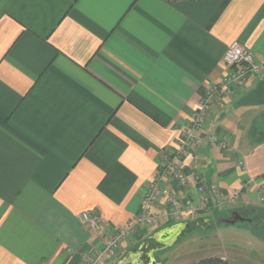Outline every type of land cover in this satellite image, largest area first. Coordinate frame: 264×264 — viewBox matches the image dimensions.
<instances>
[{
	"label": "crops",
	"instance_id": "obj_1",
	"mask_svg": "<svg viewBox=\"0 0 264 264\" xmlns=\"http://www.w3.org/2000/svg\"><path fill=\"white\" fill-rule=\"evenodd\" d=\"M235 41L264 61V0H0V264H85L102 249L229 73ZM178 164L188 185L164 183L182 199L217 188L209 208L138 230L101 264H165L157 253L192 218L264 210V73L214 103Z\"/></svg>",
	"mask_w": 264,
	"mask_h": 264
},
{
	"label": "built area",
	"instance_id": "obj_2",
	"mask_svg": "<svg viewBox=\"0 0 264 264\" xmlns=\"http://www.w3.org/2000/svg\"><path fill=\"white\" fill-rule=\"evenodd\" d=\"M224 62L230 69L229 73L219 83L205 91L198 109L193 114L190 128L185 137L179 142L177 149L174 152L163 151L161 153L160 172L143 194L138 214L112 234L102 249L93 255L86 256L87 264H101L106 259L115 258L122 243L126 239L133 237L139 228L153 227L156 223H162L160 221L167 219L170 215L175 219H180L185 218L187 214H194L209 208L210 193L219 192L217 188L202 184L196 188V199H182L164 183V180L172 178L184 186L188 185L189 178L179 166L178 161L180 156L189 155L191 145L201 138L214 103L216 101H224L230 96L236 83L246 81L252 76H261L264 73V61H258L253 51L238 41L228 46L224 54ZM214 140L217 139L215 138ZM194 163H197V159L194 160ZM259 193L261 201L264 202V186L259 187ZM229 202L230 199L223 196L218 199L220 206H226ZM158 204L164 205L167 209L163 215L161 213L156 215L153 212V207ZM80 218L82 221L90 222L94 227L101 226L99 217L93 216L88 212L82 213Z\"/></svg>",
	"mask_w": 264,
	"mask_h": 264
},
{
	"label": "rangeland",
	"instance_id": "obj_3",
	"mask_svg": "<svg viewBox=\"0 0 264 264\" xmlns=\"http://www.w3.org/2000/svg\"><path fill=\"white\" fill-rule=\"evenodd\" d=\"M156 206L153 207V212L157 215L159 212L155 211ZM204 219L189 220V224L182 230L177 242L163 252L157 253V256L165 258V264H187L209 256L224 257L230 264H264V210L249 211L244 220H237L235 224L231 223L232 217L224 220L212 219L208 222ZM166 220L165 218L160 222L163 223ZM160 224L156 223L153 227ZM153 227L138 230H148ZM245 227L254 234H250ZM261 247L263 250H260ZM252 251L257 253L254 254ZM88 255L93 254L86 256ZM86 256L85 264H87Z\"/></svg>",
	"mask_w": 264,
	"mask_h": 264
},
{
	"label": "trees",
	"instance_id": "obj_4",
	"mask_svg": "<svg viewBox=\"0 0 264 264\" xmlns=\"http://www.w3.org/2000/svg\"><path fill=\"white\" fill-rule=\"evenodd\" d=\"M187 264H230L227 259H224L221 256H209L201 258L196 262H189Z\"/></svg>",
	"mask_w": 264,
	"mask_h": 264
},
{
	"label": "water",
	"instance_id": "obj_5",
	"mask_svg": "<svg viewBox=\"0 0 264 264\" xmlns=\"http://www.w3.org/2000/svg\"><path fill=\"white\" fill-rule=\"evenodd\" d=\"M231 217H232L231 223H235L237 220L240 221L244 220V217L241 214H239L237 211L233 212Z\"/></svg>",
	"mask_w": 264,
	"mask_h": 264
}]
</instances>
